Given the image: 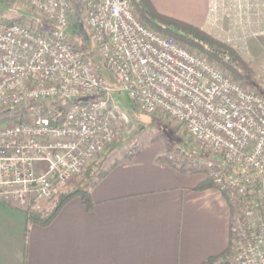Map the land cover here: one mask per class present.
<instances>
[{"label":"built area","instance_id":"1","mask_svg":"<svg viewBox=\"0 0 264 264\" xmlns=\"http://www.w3.org/2000/svg\"><path fill=\"white\" fill-rule=\"evenodd\" d=\"M52 26L42 31L0 16V199L27 208L58 188L132 129L112 94L176 121L235 197L228 264H264V95L204 54L155 30L132 0H78L98 56L120 79L114 88L71 42L73 0H24ZM67 108L65 111L64 109Z\"/></svg>","mask_w":264,"mask_h":264},{"label":"crops","instance_id":"2","mask_svg":"<svg viewBox=\"0 0 264 264\" xmlns=\"http://www.w3.org/2000/svg\"><path fill=\"white\" fill-rule=\"evenodd\" d=\"M151 1L210 32L218 20L256 11L255 0ZM166 157L144 145L92 187L91 210L74 197L47 226L28 222L16 201L0 199V264H203L223 253L231 241L230 203L217 187L198 188L205 173Z\"/></svg>","mask_w":264,"mask_h":264},{"label":"rangeland","instance_id":"3","mask_svg":"<svg viewBox=\"0 0 264 264\" xmlns=\"http://www.w3.org/2000/svg\"><path fill=\"white\" fill-rule=\"evenodd\" d=\"M254 3L256 11L253 16L242 19L238 18L236 21L221 20L220 22L218 20V22H215L216 25L212 28L213 30L211 32L233 43L236 49L241 52L252 67L250 80L254 85L246 79L235 77L232 72L225 69L223 66H218L246 87L258 92H264V0H255ZM72 4V22L68 27L69 39L71 42L78 44V46L87 51L90 59L98 66V69L110 85L114 88H119L120 79L108 68L106 62L101 59L96 52L95 43L91 39L80 2L78 0H73ZM251 5V2H246V8L251 7ZM135 10L141 17L139 11L137 9ZM19 14L28 15L29 18L39 17L43 19L38 11L31 8L24 0H0L1 17L15 18ZM22 23L31 25L29 21ZM218 32H221V35ZM183 43L190 46L185 42ZM190 47L194 50H198L192 46ZM201 53L204 54L203 52ZM112 96L115 101L131 115L132 129L124 131L121 139L116 142L118 143L116 148L113 150L107 148L104 152L94 157L89 163L93 161L103 162V167H106L115 158H119L126 153H137L144 145H146L148 150L153 148L161 149V157L173 156V160H170L173 162L176 161L178 164H196L205 167V170L201 172L205 173L206 177L208 174L212 175L208 166L209 164L219 165L221 163L222 160L217 155L212 154L209 150L199 148L176 121L164 115L145 113L139 108L136 102L130 98V95L125 90H115ZM11 116H13V114H11ZM86 167L81 173L85 171ZM79 174L65 184L72 182ZM63 185H61V187H63ZM215 187L218 188V186ZM52 198L41 200L37 203L40 205H49L52 202Z\"/></svg>","mask_w":264,"mask_h":264},{"label":"trees","instance_id":"4","mask_svg":"<svg viewBox=\"0 0 264 264\" xmlns=\"http://www.w3.org/2000/svg\"><path fill=\"white\" fill-rule=\"evenodd\" d=\"M132 2L135 9L139 11L142 20L150 24L155 30L189 44L190 46L203 52L205 57L211 62L223 66L225 69L232 72L235 77L239 79H246L254 85V83L250 80L252 67L249 62L246 61L241 52L236 49L233 43L196 24L161 13L157 10L151 0H132ZM6 20L9 22L29 21L31 24L30 26L34 29L37 28L39 31L52 26L44 18H29L28 15L25 14H19L15 18H6ZM71 22L72 20L70 23ZM260 93L264 94V92ZM64 110L66 111L67 108ZM9 120L21 121L22 117L14 115L11 116L10 110L0 112V123H4ZM117 145L118 143H114L108 148H110L109 150H113L117 147ZM135 156L136 153H126L119 158H115L106 167H103V162L100 163L93 161L89 163L85 171L80 173L72 182L64 184L63 187L60 186L58 188L56 194L52 198V204L50 203L51 205H40L37 202H33L25 208L24 212L28 222L36 223L42 226L49 225L58 215L61 208L74 197H79L85 204L86 208L91 210L95 204L91 194L92 187L117 163L123 160H133ZM161 159L168 160L167 157H161ZM169 161L176 166L178 165L176 161L173 162L170 159ZM180 168L191 172L205 170V167L196 164H182ZM215 186H217V184L215 183L212 175L208 174L205 180L200 183L198 188ZM223 194L230 203L233 214L238 207V203L236 202L235 197L227 191H223ZM231 256L232 249L229 245L228 249H226L223 253L210 257L203 264H228Z\"/></svg>","mask_w":264,"mask_h":264}]
</instances>
